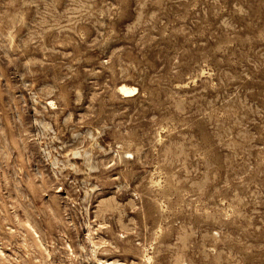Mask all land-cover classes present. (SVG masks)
<instances>
[{"label": "rangeland", "instance_id": "1", "mask_svg": "<svg viewBox=\"0 0 264 264\" xmlns=\"http://www.w3.org/2000/svg\"><path fill=\"white\" fill-rule=\"evenodd\" d=\"M103 260L264 264V0H0V264Z\"/></svg>", "mask_w": 264, "mask_h": 264}, {"label": "bare ground", "instance_id": "2", "mask_svg": "<svg viewBox=\"0 0 264 264\" xmlns=\"http://www.w3.org/2000/svg\"><path fill=\"white\" fill-rule=\"evenodd\" d=\"M118 93L121 95H123V96H125V97H128V96H132V95H134L135 94V89L134 88H128V87H126V86H124V85H121L119 88H118ZM108 262V261H107ZM100 264H104V260H103V262H99ZM113 263H115V261L113 262Z\"/></svg>", "mask_w": 264, "mask_h": 264}]
</instances>
